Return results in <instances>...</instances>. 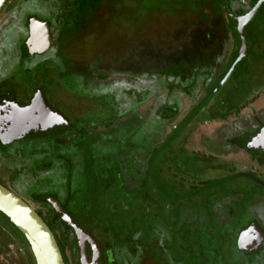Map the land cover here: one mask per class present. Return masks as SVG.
I'll return each mask as SVG.
<instances>
[{"label": "rangeland", "instance_id": "1", "mask_svg": "<svg viewBox=\"0 0 264 264\" xmlns=\"http://www.w3.org/2000/svg\"><path fill=\"white\" fill-rule=\"evenodd\" d=\"M82 1L89 4L82 5ZM91 2L9 0L0 12V80L10 78V89L17 97L23 77V96L34 85L41 87L48 103L76 126L71 134L54 140L17 141L6 153L0 154V182L45 215L46 208L25 197L31 186L37 185L42 190L53 188L60 199L68 192L73 193L77 202L72 205V214L101 244L113 242L118 248V264H168V261L169 264H264V249L261 253L244 254L236 246L239 232L232 228L250 220L246 213H240L242 203L235 206L241 215L231 217L225 227L222 226L228 219L222 209L223 202L217 203L216 215L222 230L214 223L209 206L213 195L238 193L257 203V195L264 194V189L242 177L236 179L241 183L238 190L232 189V183L221 181L218 186L203 191L229 170L223 173L209 170L199 175L198 166L193 163L197 153L215 157L198 145L199 134L208 133V127L214 124L194 123L190 127L198 130L192 131L188 140H197L198 146L188 142L185 155L179 148L185 139V135H181L161 151L151 169L147 164L152 151L180 117L165 124L160 121L162 100L157 98L163 92H155V100L147 102L142 95L148 92L143 88L153 90L160 86L155 81L157 76L153 75L163 66H172L170 60L186 55L191 58L193 56L189 55L195 54L196 49L208 47L207 33L211 36L209 47L220 46L213 40L225 31L224 22L217 15V12L221 15L217 2L104 0L97 8H93ZM30 15L50 22L52 46L42 56L28 59L21 66L17 52L24 35L14 30ZM251 29L257 41L249 39L247 60L237 67L225 90L241 79L264 82V8ZM252 59L255 64L249 74ZM150 69L154 74L148 78ZM100 77L105 80L99 81ZM258 95L253 106L263 111L264 85ZM244 113L249 124L250 111ZM261 115L263 119V113ZM161 125L165 126V131L159 136ZM223 154L220 158L230 167L255 169L264 176V166L250 162L247 154L241 151ZM169 159L175 163L167 166L176 164L179 176H186L176 178L179 188L175 190L161 178L159 170L160 163ZM42 161L52 163V168L34 174L31 167L37 169L36 165ZM67 163L71 164L70 183ZM151 176L171 196H179L181 200L168 199L170 195H159V192L142 198L141 192ZM159 208L167 219L162 215L157 217ZM141 235L143 241H129L131 236ZM153 244H161V249ZM0 247V264H7L9 259L4 258L9 254L3 249L16 254L11 264H26L16 241L2 227ZM66 254L70 264H77V258L69 250Z\"/></svg>", "mask_w": 264, "mask_h": 264}, {"label": "flooded vegetation", "instance_id": "2", "mask_svg": "<svg viewBox=\"0 0 264 264\" xmlns=\"http://www.w3.org/2000/svg\"><path fill=\"white\" fill-rule=\"evenodd\" d=\"M215 1L217 2L218 5L216 6L217 9L219 10V12H221L220 13L221 15H219L218 12L217 15L221 16L224 22L223 28L225 30L224 33H220L219 35L215 36V38H213L215 45L218 46L220 45V46L218 48L209 47L208 42L211 40L210 38L211 36L207 33L206 45L208 47H203L202 49H196L195 54L189 55L190 57L191 56L193 57L188 58L187 57L188 55H186L185 58H180L179 60H170L169 65L172 66H163L162 68L159 69V72L157 74H154L153 71H151V69L148 71L149 72L148 78L154 74L153 75L154 77L157 76L155 78L156 79L155 81H157L160 84V86L154 87L153 90H151L149 87H144L143 89H146L148 93L147 95L144 96L142 95V97H145L146 101L148 102L151 101V99L155 100V96H154L155 92L158 93L163 92L162 95H160L157 98V99L161 98L162 100L159 113L161 116L162 115L163 116L160 118V121H163V123L165 124L167 121L171 119L180 117L178 123L174 125V127L169 132V134H167L164 140L158 145V147L155 148H159L162 145H165L167 141L178 130H180V128L185 124V122L189 120V118H191L199 110L197 114L194 116V118L190 121V123L179 134V136L185 135L184 142L179 146L181 153L183 152L185 155V152L187 150L186 148H188L189 146L188 142L190 143V145L191 144L197 145L196 143L197 140H192V139L190 141L188 140V136L192 131H194V129L190 128L194 123L196 124L205 123L206 125L214 124L212 126H216L213 128L212 126L208 127L209 128L208 133L202 132L198 136L199 137L198 145L201 146L205 151L210 153L212 156L213 155L215 156L214 158L212 157L209 158L207 156L205 157L197 153L195 159L193 160V163L195 166H198L199 175H202V173H207V171L209 170L223 173V170L229 169L228 171H226V173L220 174L219 179H215L214 182L210 183V185L216 184V186H218L221 183V181H224L223 183L226 182L232 183L231 186L233 190L236 189L238 190L239 187L241 186V183H237L236 179L242 177L252 181L258 187L264 189V176L258 174V172L255 169H245L242 167L239 170V168H235V166L230 167V164L228 162L220 158L222 157L223 152L229 153V152L241 151L247 154L249 156V161L256 164V166L258 167L264 166V143L258 142L257 139H254L264 128V117L262 119V115H261L263 113L264 116V110L261 111L260 108L257 107L258 109H256V107L253 106V104L256 103L257 98L259 97L258 94H260L264 82L259 81L258 83H253L250 80L243 81V79H241V81L237 80L235 82H232L231 86L227 87V89L225 90L229 79L231 78L237 67L247 60L249 54V42H247L248 49H247L246 57L236 65L235 69L233 70L229 78L226 80V82L218 89L216 94L207 102V100L210 98L213 92L218 88L220 83L223 81V79L229 72L230 68L232 67L238 56L237 44L234 37V33L232 31L231 19L229 16V11L227 10V6L228 7L230 6V8H235L236 9L235 12L239 13L242 12L243 10H246V8L247 9L252 8L257 4L259 0H215ZM101 4L102 3H100L99 5ZM99 5H97L95 8H97ZM262 8H264V2L261 4V7L256 17L253 19L251 23H249L246 26V29L254 23ZM33 17L48 24L51 43L47 51L43 53L30 52L26 47V42L30 34L29 21ZM25 19L26 21H24V24L18 26L17 30L16 28L14 30L16 32H21L24 35L22 41L18 46L19 51L17 52L20 58L19 62L21 66H24L23 63L26 62V60L42 56L43 54L48 52L52 46V40H53L51 37L52 25L50 24L49 21L41 20L34 15H30ZM12 28H14V26ZM9 30L11 32L12 30L11 27L9 28ZM9 33L6 32V34ZM210 46L212 45L210 44ZM1 50L2 49H0V53ZM249 63L251 65L249 70V74H250L253 64H255V59L250 60ZM170 68L175 69L174 73L167 74L166 71ZM102 79L104 78L100 77L99 81H102ZM9 80L10 78H3V80H0V105L8 98H14L16 103L20 105H28L38 92H41L43 97L47 101L43 89L36 85H34L32 89L27 91L26 96H23V94H21V89H23L24 87L23 86L24 77L21 80L23 83L19 87L18 91L20 92V94L17 97L16 96L17 94L15 95L14 91L10 89L12 85L9 86V84H11V80L10 81ZM219 94L221 95L218 98V100L214 101ZM187 104L189 105L187 106ZM52 108L56 109L54 107ZM246 110L250 111V115H248L250 116L248 118L250 120L248 122L249 124H246L247 118L244 113V111ZM232 119H238L241 120V122L238 121V123L235 122L232 123L233 122ZM164 131H165L164 125L162 127H159L158 135L160 136L162 134L161 132ZM216 136L220 137V139H218V137ZM178 137L176 139H178ZM34 139H44V138H31L30 140H34ZM18 141H22V140H18ZM173 142H171L169 146ZM15 143H17V141L8 144L9 146L7 147V150L4 153H6L9 150V148L13 147L12 145H14ZM166 148L167 146L164 149H162V151L165 150ZM147 161H148L147 164H149V168H150V160L148 159ZM168 163H172V160L169 159L166 161V163H160L159 170H160V175L162 176L161 178L167 180L169 184L173 183L174 189H177L179 188L177 179L186 176L185 175L179 176L178 173L179 170L176 164L171 167V166H167ZM171 170H173L172 174H170ZM168 186L171 187V185ZM164 190L166 189L161 185H159L157 188L152 187L150 188L148 195H150L151 193L156 194L157 192H159L158 193L159 195L166 194ZM257 196H258V202L255 203V201L253 200L251 201L246 200L241 194L238 193L234 194L229 192L226 195H222V194L213 195L211 197L213 199L209 201V206L211 207V211L213 215L212 217H215L213 219L217 228H220V230H222V227L228 226L227 224H230L229 219L231 217L233 216L236 217L240 213L241 214L246 213V215L250 217L248 223L243 224L241 227L236 226V228H232V229L234 230L236 229V231H238L240 234L241 232L249 229L254 225L257 227V229H259L262 233H264V194L263 193L262 195L258 194ZM169 197L175 201L181 200L180 197L176 195L175 196L170 195ZM220 202H223L222 209L228 219V222L226 224H223L222 227L219 225L218 223L219 219L216 215V205L217 203ZM240 203H242L243 206V208H239L241 211L238 208L235 209V206L237 204L239 205ZM174 211H176V209ZM157 212H158L157 214L158 218L160 217V215H162V217L167 219L166 213L164 211L162 212L161 208H159ZM180 214L181 213H179V217L181 216ZM92 237L96 240L102 252V248L100 245L101 242L97 237H96L97 239L94 236ZM237 239H236V246H237ZM6 247H8V245ZM86 248H87L88 257L89 259H91V255H92L91 248L88 244L86 245ZM263 249H264V241H263L262 250L257 253H261ZM8 250L3 249L4 252L9 254V256H6L4 254L5 255L4 258L8 257L9 259L8 260L4 258L2 259L6 260L7 264L9 263L11 264L12 262L11 258L16 257V254L11 250L9 251ZM116 253L114 257L117 260L118 253L117 254ZM107 255L109 256L110 253H108ZM75 257L77 258V262L80 264L79 251ZM103 258H104V254L102 252V257L100 258V261Z\"/></svg>", "mask_w": 264, "mask_h": 264}, {"label": "water", "instance_id": "3", "mask_svg": "<svg viewBox=\"0 0 264 264\" xmlns=\"http://www.w3.org/2000/svg\"><path fill=\"white\" fill-rule=\"evenodd\" d=\"M9 0H0V12ZM264 0H259L252 8H246L242 12H235V8L227 6L231 19L232 31L237 44L238 56L229 72L213 92L207 102L216 94L218 89L229 78L236 65L247 55L246 26L256 17ZM242 10V9H241ZM240 10V11H241ZM30 34L26 47L30 52L43 53L50 46V33L48 24L33 17L30 19ZM37 23L45 29L47 41L41 48L31 49L32 26ZM206 102V103H207ZM204 106V105H203ZM199 111V110H198ZM197 111V112H198ZM197 112L185 122L168 142L176 139L183 129L190 123ZM71 128L69 119L56 109H53L45 100L41 92H38L28 105L16 103L14 98H8L0 105V141L3 144L14 141L58 136ZM264 133V128L256 136L257 139ZM216 184L210 185L206 190ZM55 214L61 222L72 229L80 256V264H100L101 249L92 235L81 228L72 217L61 207L57 199H48ZM0 213L23 235L27 242L35 264H65L54 234L47 224L38 215L36 210L22 197L0 183ZM264 233L256 226L241 232L237 239V248L244 254H253L262 250ZM91 248V259L87 254L86 245Z\"/></svg>", "mask_w": 264, "mask_h": 264}, {"label": "trees", "instance_id": "4", "mask_svg": "<svg viewBox=\"0 0 264 264\" xmlns=\"http://www.w3.org/2000/svg\"><path fill=\"white\" fill-rule=\"evenodd\" d=\"M103 1L104 0H92L90 5L93 8H95L97 5H99ZM106 1L113 2V0H106ZM88 4H89L88 1H84L82 5H88ZM260 12H259V14H260ZM246 37H247V42H249L250 38L255 39L253 37V30L251 29V26L246 29ZM174 70H175L174 68H170V69H168L166 71V73L167 74L174 73ZM70 123H71V128L69 130L65 131L64 133H62L61 135L48 136V137H44V139L54 140L55 138H57L59 136H66V135L71 134L75 130L76 126L73 125V123L71 121H70ZM168 141H167V143L165 145H162L159 148H155L152 151V153L150 154V157H149V160H150V168L149 169L152 168L153 162L155 161L157 156L160 154L162 149H164L166 146L168 147L169 144L171 142H173V141H171V142H168ZM8 144H10V143L3 144L0 141V154H3L7 150V147L9 146ZM67 164L69 166V169H68V172H67L68 175H69L68 182L70 183V175H71L70 165L71 164L70 163H67ZM36 166H37L36 167L37 169H34L33 166L31 167V171L34 172V174L38 170H49V169H51L52 168V163H45L44 161H42L41 163H39ZM148 171L150 173V170H148ZM151 178H149V180H148L149 182L147 181V183L145 184V188H144L143 192H141L142 198H144V199L149 196L148 193L150 191V187L151 188L152 187L157 188L159 186L158 182L154 179V177L151 176ZM171 186L173 187V190H175L174 186L173 185H171ZM215 186L216 185H214V186H212V187H210L208 189L214 188ZM68 188H69V184H68ZM208 189H206V190H208ZM206 190H203V191H206ZM164 192L166 193V195H170V193L167 192V190H164ZM73 195H74L73 193L71 194L70 192H68V194L66 195V197L64 199H60V197H59L58 193L55 191V189L48 188L46 190H42L39 187H37V185L31 186L30 189L27 191V193L25 195V197L28 198L29 200H31L32 202L37 203L40 206H42V207L47 209V214L46 215L43 214L41 211H37L36 210V212L43 219V221L47 224L49 229L54 234V237L56 239V242L58 244V247L60 249V252H61V255H62V258H63L65 264H70L69 258H68L67 254H66L67 250L70 251V253H71V255L73 257H75L76 254H78L77 241H76V238H75V235H74L72 229L67 228L61 222L60 218L55 214L53 208L51 207L50 203L48 202V199H51V198L57 199V201L59 202L61 207L72 217V219L80 227H82L78 223V221L76 220L75 216L71 212V210L74 209V208H72V205L77 202V201L74 200V196ZM168 199H172V198L168 197ZM0 226L18 243V246L23 250V255L24 256H28L30 258L29 264H35L34 258H33L32 253H31V250H30L27 242L25 241L23 235L1 213H0ZM82 228L85 231L91 233L92 236H94L92 231H90V230H88V229H86L84 227H82ZM152 229H153V227H152ZM94 237L96 238V236H94ZM139 240L143 241L142 240V235L139 236L138 238H135V237L132 238V236H131V238H129V241H135L136 242V241H139ZM156 240H158V239H156ZM112 243H113L112 241H109L108 243L104 242V243L100 244L101 248H102V252L104 254V258L100 261V264H118V261L114 257V255L117 252L118 248L115 247ZM152 243H153V241H152ZM159 243H161V242L159 241ZM153 245H155V244H153ZM125 246H126V248H128L127 245H125ZM133 246H137V245L134 244ZM155 247H160V249H161V244H160V246H159V244L155 245ZM143 250H145V249H142V251ZM108 253H110L109 256L107 255ZM169 263H171V262L168 261V264ZM77 264H79V263L77 262Z\"/></svg>", "mask_w": 264, "mask_h": 264}, {"label": "bare ground", "instance_id": "5", "mask_svg": "<svg viewBox=\"0 0 264 264\" xmlns=\"http://www.w3.org/2000/svg\"><path fill=\"white\" fill-rule=\"evenodd\" d=\"M32 35L33 36H32L31 45H30L31 49L41 48L43 45L46 44L47 36H46V32H45V29L43 28V26H41L37 23H33ZM257 141L264 143V133L261 134L257 138Z\"/></svg>", "mask_w": 264, "mask_h": 264}, {"label": "crops", "instance_id": "6", "mask_svg": "<svg viewBox=\"0 0 264 264\" xmlns=\"http://www.w3.org/2000/svg\"><path fill=\"white\" fill-rule=\"evenodd\" d=\"M24 260L26 261V264H29L30 258L28 256H23Z\"/></svg>", "mask_w": 264, "mask_h": 264}, {"label": "built area", "instance_id": "7", "mask_svg": "<svg viewBox=\"0 0 264 264\" xmlns=\"http://www.w3.org/2000/svg\"><path fill=\"white\" fill-rule=\"evenodd\" d=\"M16 246H17V248H18V251L20 252V253H23V250L18 246V243L16 242Z\"/></svg>", "mask_w": 264, "mask_h": 264}]
</instances>
